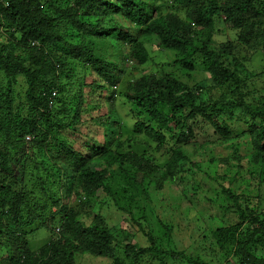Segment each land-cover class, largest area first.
<instances>
[{
    "label": "trees",
    "instance_id": "trees-1",
    "mask_svg": "<svg viewBox=\"0 0 264 264\" xmlns=\"http://www.w3.org/2000/svg\"><path fill=\"white\" fill-rule=\"evenodd\" d=\"M178 4L183 18L170 12ZM228 29L234 38L217 42ZM0 37V264H79L83 253L113 264H221L230 256L237 264H264V256L249 251L250 245L264 248V215L255 216L248 191L230 186L242 178L235 142L227 158L218 159L223 166L213 192L234 205L238 222L210 231L213 241L202 236L203 248L192 247L199 255L165 250L150 236L147 247L122 245L91 211L101 196L116 203L137 177L153 180L157 166L144 153L150 142L169 154L168 169H175L199 120L227 135L225 115L259 119L253 162L264 167V66L253 69L264 64L263 2L0 0ZM148 43L164 59L160 68L123 77L126 61L134 68L150 61ZM194 65L208 71L204 81L217 100L200 103L205 91L193 92L176 77V70L188 74ZM104 90L110 95L101 106ZM115 97L128 105L132 126L118 118ZM90 123L100 135L76 149L74 136ZM248 216L255 226L246 225ZM33 241L42 242L35 251Z\"/></svg>",
    "mask_w": 264,
    "mask_h": 264
},
{
    "label": "rangeland",
    "instance_id": "rangeland-1",
    "mask_svg": "<svg viewBox=\"0 0 264 264\" xmlns=\"http://www.w3.org/2000/svg\"><path fill=\"white\" fill-rule=\"evenodd\" d=\"M257 1L264 3V0ZM234 35L236 33L228 29L227 35H216L215 40L222 42L226 39H233ZM0 39L3 40L2 37ZM150 46V43L146 45L150 61L135 68L133 63L128 61L123 77L129 80V76H136L139 73H156L164 59L156 52L152 53ZM194 60L199 61L197 57ZM261 66L264 64L257 62L253 69L260 70ZM207 73L205 67L194 65L188 74L176 70V77L193 92L198 89L205 91L199 100L200 103H204L209 101L210 97L215 100L218 98H216L218 95L215 94L214 90L208 91L204 81ZM116 92H118V88ZM99 93L101 102L98 101V104L106 106L105 101L110 95L109 91L104 90L99 91ZM114 106L118 118L122 119L129 127L132 126L135 119L133 120L129 115L128 108H126L128 105L117 98ZM262 107L264 108V106ZM83 117L85 116L83 115ZM223 118L224 123L228 125L230 134L221 135L213 127L199 120L198 124L193 127L192 142L182 148L185 159L177 161L175 169H168L169 154L164 151H157L155 144L150 142L149 149H146L144 153L155 160L157 172L154 174L153 180L150 182L149 176L143 179L140 176L137 177L138 182L134 188L124 189V192L118 193L117 204L110 197L103 196L93 203L91 211L103 218L107 228L118 239L116 242H122V245L131 244L147 247L149 245L148 236H150L157 246L165 250L174 249L177 252L184 251L185 256H195L200 253L193 248H203V241L200 239L202 236L206 235V239L211 241L210 231L237 224L236 214L230 210L231 204H224L223 199L213 192V186L217 187L216 180L213 181V178L217 176L220 171L219 168L223 166V161H218V159L227 158V155L232 151L227 147L233 142L239 148L240 169L238 171L242 178L239 181L230 182V186L235 192H239V190L248 191L246 198L249 201V207L256 211V217L264 215V182L258 183L261 169L264 167L260 162H253L254 154L258 149L252 133V130L257 129L261 122L259 119L253 121L252 116H249L248 113H237L233 117L227 114ZM95 134H97L96 136L100 135V129L92 126L91 123L88 128L83 127L79 135L74 136L76 139L74 147L80 149ZM126 137L127 134L122 136L121 141L124 142ZM137 140L141 143L145 142L144 137H139ZM169 145L172 143L169 142ZM141 147L143 145L138 146V148ZM262 154L264 155V152ZM10 165L13 166L14 164L11 163ZM19 167L16 165V169ZM126 171L131 174L133 168L128 167ZM117 180V178L112 179V182L116 184ZM155 180L162 183L161 188L157 187V183H154ZM233 206L231 205V207ZM246 206V203L241 200L240 208ZM251 217L248 216L249 223L246 222V225L255 226L256 223L250 219ZM89 222L87 221V224ZM168 228H171V231ZM57 229H55L56 233L58 232ZM38 234L46 238L43 232ZM122 235H126V242L121 240ZM56 237L58 238L57 235ZM41 243L33 241V250H37V246ZM249 251L257 257L264 256V248L259 245H250ZM77 257L79 264H113L114 261L109 257L94 256L90 253H83ZM205 257L209 263V257ZM225 260L230 264H237L231 256ZM225 260L221 264H226ZM162 263L181 264L170 259ZM141 264H146V262H141Z\"/></svg>",
    "mask_w": 264,
    "mask_h": 264
},
{
    "label": "clouds",
    "instance_id": "clouds-1",
    "mask_svg": "<svg viewBox=\"0 0 264 264\" xmlns=\"http://www.w3.org/2000/svg\"><path fill=\"white\" fill-rule=\"evenodd\" d=\"M174 11V9L171 11V9H170V12L171 13H173L174 14V16H177L178 17V15L180 16V17H182L183 18V14H184V11H183V5L182 4H178V5H176V9H175V11ZM127 60H129V59H127ZM130 61V60H129ZM126 63H127V61H126ZM53 95H55V93L53 94ZM116 98V97H115ZM56 231H58V230H56Z\"/></svg>",
    "mask_w": 264,
    "mask_h": 264
}]
</instances>
